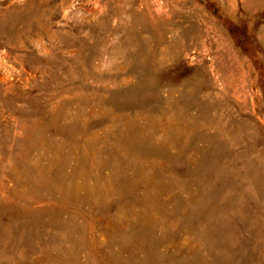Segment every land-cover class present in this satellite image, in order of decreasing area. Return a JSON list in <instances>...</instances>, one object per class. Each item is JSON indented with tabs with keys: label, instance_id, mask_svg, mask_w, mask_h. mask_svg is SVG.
I'll list each match as a JSON object with an SVG mask.
<instances>
[{
	"label": "rangeland",
	"instance_id": "1",
	"mask_svg": "<svg viewBox=\"0 0 264 264\" xmlns=\"http://www.w3.org/2000/svg\"><path fill=\"white\" fill-rule=\"evenodd\" d=\"M0 264H264V0H0Z\"/></svg>",
	"mask_w": 264,
	"mask_h": 264
}]
</instances>
